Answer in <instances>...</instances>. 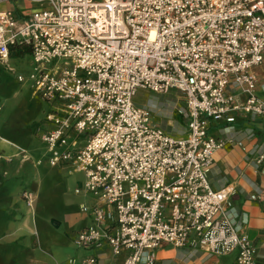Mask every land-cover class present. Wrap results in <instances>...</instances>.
I'll list each match as a JSON object with an SVG mask.
<instances>
[{"label": "built area", "instance_id": "2783aa9c", "mask_svg": "<svg viewBox=\"0 0 264 264\" xmlns=\"http://www.w3.org/2000/svg\"><path fill=\"white\" fill-rule=\"evenodd\" d=\"M21 1L35 6L24 20L0 11V66L23 83L9 51L29 49L31 87L52 105L37 128L48 164L72 165L85 179L75 194L96 200L74 244L127 252L121 264H155L163 244L257 264L226 212L236 191L211 186L225 144L209 127L264 117V0ZM138 90L175 98L183 134L136 105Z\"/></svg>", "mask_w": 264, "mask_h": 264}, {"label": "crops", "instance_id": "0c3cea01", "mask_svg": "<svg viewBox=\"0 0 264 264\" xmlns=\"http://www.w3.org/2000/svg\"><path fill=\"white\" fill-rule=\"evenodd\" d=\"M33 9L35 6L21 0L0 2V11L12 10L19 20H24ZM12 61L20 69L31 58L28 54ZM0 70L8 78L14 76L1 66ZM254 71L259 79L256 94L264 98L260 87L264 84V65ZM32 96H36L34 90ZM173 107V117L167 125L172 126L171 132L176 129L177 134L182 129L177 126L179 119ZM153 110L157 119L160 110ZM209 128V134L223 139L225 144L213 156L208 175L211 186L214 190L226 184L234 188L236 193L230 198L226 212L254 246L256 263L264 264V160L257 162L258 156L264 153V117L240 116L228 127L218 123ZM47 153L44 147L39 149L20 141L13 129H0V264H86L84 261L89 257L97 259L98 264H121L127 252L114 256L107 244L90 248L74 244L78 231L89 226L92 220L81 207L91 206L96 200L84 192L75 194L79 189L76 188L74 195L81 198L77 199V205L74 200L69 201L70 198L57 203L58 192L42 181L43 164L50 157ZM6 158L11 161L7 162ZM61 165L65 166L60 169L78 172L70 164ZM24 193L30 194L29 206ZM167 246L159 247L156 257L157 252ZM172 249L171 255L158 256L155 264H235L236 260L235 254L215 256L193 249Z\"/></svg>", "mask_w": 264, "mask_h": 264}, {"label": "rangeland", "instance_id": "374dc122", "mask_svg": "<svg viewBox=\"0 0 264 264\" xmlns=\"http://www.w3.org/2000/svg\"><path fill=\"white\" fill-rule=\"evenodd\" d=\"M63 62L64 60H58L57 63L63 67ZM11 64L17 69L13 61H11ZM30 68L31 61L29 63L27 62L22 68L17 69L18 73L22 74L25 79L23 83H18L14 76H10L11 78L9 81L0 83V103L1 106L3 105V109L0 112V129L4 130V127L13 129V131H16V134H18L19 140L23 143L28 142L31 143L33 147H38L39 149L44 147L48 150L44 144L42 145L40 141V132L37 131V128L40 130L44 129L45 125H43V121L45 115L52 110V105L41 100L37 95L35 97L32 96L33 90L30 88L31 81L29 80ZM134 98V103L136 105L145 106L153 112L155 111L153 110L154 108L160 110L157 113L158 117L155 121H158V124L167 133L175 134L177 132L176 129L171 132L170 128H172V126L169 127V125H167L168 120L173 117L171 110L175 104V98L157 97L154 93L151 94L143 90H138ZM159 98L162 99V103L159 102ZM177 126L179 129H182L178 131L177 134L182 135L184 129L180 122H177ZM48 153V156H51V151L48 150ZM63 166L65 165L54 168L50 166L48 162L44 163L43 170L41 171V176H43L42 181L45 185L58 192L56 193L58 197L57 203L60 204L62 201H66L70 198L69 201L74 200L77 205V199L81 198L80 196L74 195V190L76 188H79V190L83 189V174L79 172L72 173L71 170L67 168L60 169ZM81 193H83V191H81ZM172 252V247L167 246L157 252V257L171 255Z\"/></svg>", "mask_w": 264, "mask_h": 264}, {"label": "trees", "instance_id": "16d2710c", "mask_svg": "<svg viewBox=\"0 0 264 264\" xmlns=\"http://www.w3.org/2000/svg\"><path fill=\"white\" fill-rule=\"evenodd\" d=\"M29 53V49L28 48H21L18 46H11L10 47V51L9 54L11 55V59L12 60H18L22 57H24L25 55H28ZM10 78H8L3 72L2 70H0V82L1 81H9Z\"/></svg>", "mask_w": 264, "mask_h": 264}]
</instances>
